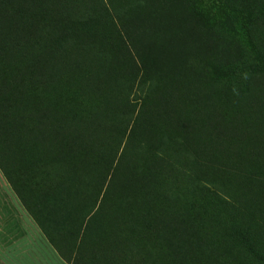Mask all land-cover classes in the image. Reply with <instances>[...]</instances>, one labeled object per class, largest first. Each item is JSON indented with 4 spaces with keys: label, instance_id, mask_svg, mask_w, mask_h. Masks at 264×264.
<instances>
[{
    "label": "rangeland",
    "instance_id": "rangeland-1",
    "mask_svg": "<svg viewBox=\"0 0 264 264\" xmlns=\"http://www.w3.org/2000/svg\"><path fill=\"white\" fill-rule=\"evenodd\" d=\"M31 236L264 264V0H0V264Z\"/></svg>",
    "mask_w": 264,
    "mask_h": 264
},
{
    "label": "crops",
    "instance_id": "crops-1",
    "mask_svg": "<svg viewBox=\"0 0 264 264\" xmlns=\"http://www.w3.org/2000/svg\"><path fill=\"white\" fill-rule=\"evenodd\" d=\"M97 254H101L95 251L94 259L100 262V264H109L107 263V257ZM12 263L16 264L17 257L27 260L30 264H33L32 261H42L45 264H68L64 261L57 251V249L46 239L33 238L29 237L26 241H13L12 245Z\"/></svg>",
    "mask_w": 264,
    "mask_h": 264
},
{
    "label": "bare ground",
    "instance_id": "bare-ground-1",
    "mask_svg": "<svg viewBox=\"0 0 264 264\" xmlns=\"http://www.w3.org/2000/svg\"><path fill=\"white\" fill-rule=\"evenodd\" d=\"M226 121H227V120H226ZM223 123H224V121H223ZM228 123H229V122H228ZM223 125H224V124H223ZM225 126H226V125H225ZM225 126H223V128H226ZM227 126H228V124H227ZM228 127H229V129L231 128L230 126H228ZM223 128H222V129H223ZM227 129H228V128H227ZM229 129H228V130H229ZM224 130H225V129H224ZM228 130H227V132H229ZM231 130H233V129H231ZM225 132H226V130H225ZM225 132H224V133H225ZM227 132L225 133V136H226V134L228 135ZM232 132H233V131H232ZM229 133H230V132H229ZM222 135H223V134H222ZM229 136H231V135L229 134ZM229 136H228V137H229ZM231 137H233V135H232ZM224 138H225V137H224Z\"/></svg>",
    "mask_w": 264,
    "mask_h": 264
},
{
    "label": "trees",
    "instance_id": "trees-1",
    "mask_svg": "<svg viewBox=\"0 0 264 264\" xmlns=\"http://www.w3.org/2000/svg\"><path fill=\"white\" fill-rule=\"evenodd\" d=\"M21 114V113H20ZM169 214H165V216H168ZM167 229V227L166 226H163L161 229ZM54 246V245H53Z\"/></svg>",
    "mask_w": 264,
    "mask_h": 264
}]
</instances>
